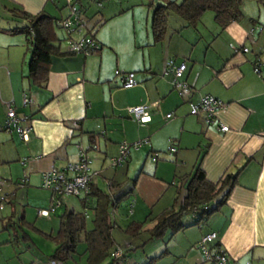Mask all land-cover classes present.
Listing matches in <instances>:
<instances>
[{
  "label": "crops",
  "instance_id": "0c3cea01",
  "mask_svg": "<svg viewBox=\"0 0 264 264\" xmlns=\"http://www.w3.org/2000/svg\"><path fill=\"white\" fill-rule=\"evenodd\" d=\"M57 1L51 4L56 6ZM5 2L10 7L7 9L4 6V9L17 7L34 15L42 10L48 14L46 7L50 1ZM246 2L241 7L243 12ZM254 3L257 10L255 14L251 12L248 16L243 15L241 21L229 24L224 30H221L215 21H212V28L203 25L202 28L209 34L207 38H203L197 25L191 29L199 38L192 40L188 33H185V29L190 27L186 28L185 24L179 21V28H175L173 34H170L165 50L150 49L148 53L150 64L138 70L141 72L140 75L136 77L133 75V79H137V83L141 84L131 88L122 87L123 78L121 76L120 83L117 82V74L111 76L110 73L100 70L96 77H91L88 73V55L78 53L62 57L53 56L49 75L43 86L30 85L29 80L28 83L23 81L24 77L27 78L26 69L23 65L18 69L13 53L8 51L6 58H0V103L3 104L0 105V120L5 117L6 121L7 109L12 104L11 106L16 109L14 111L17 121H22V124H17L22 128L28 127L29 131L26 141L22 139L20 145L13 146L14 152L10 153L13 149L9 147L0 148V157L3 152L9 156L7 161L16 159V162L22 164L23 160L22 174L26 183L40 184L43 172L52 169L62 170L68 163L76 162L80 146L85 151L91 172L95 173L91 181L95 187L92 189H99L117 200L116 206L108 207L109 221L113 225L112 239L113 230L123 233L131 222L146 223L150 220L148 223H155L157 217L170 208L176 197L180 198L182 179L192 174L196 164H199L206 179L211 183L218 182L224 175L234 176L236 183L226 203L217 213L210 216L208 220H212V227L209 231L202 232L201 237L213 233L215 238L211 242L219 243L232 264L264 261V20L256 16L261 8ZM65 10L67 13L66 8ZM61 14L64 15L63 12ZM252 20L256 22L252 23ZM101 22L102 20L97 19L95 24ZM88 33L89 31H86L85 35ZM94 41L102 51L104 45L95 38ZM150 43L147 41L146 47L158 45L153 43V39ZM60 51L66 52L61 46ZM21 59L23 61V56ZM162 63H166L165 75L168 81L173 75L167 71L180 64L179 67H183L180 81H185L182 83L187 85L186 92L189 95L199 93L201 96H211L222 104L209 123H201L200 117H188L187 107L185 112L181 109L183 116H176L179 119L161 128L162 120L159 113L164 114L162 111L149 115L151 119L144 125L138 123L133 115L130 114L136 123L124 115L126 107L140 106L147 101L160 106L158 103L160 96L163 100L167 96H173L172 99L178 104L179 101L185 102L183 88L179 87L182 92H178L179 99L175 97L176 86L172 88L170 83L165 81L161 89L156 81L151 80L156 74L154 70ZM152 64L157 65L152 67ZM126 78L125 75L124 80ZM178 82L179 80L176 81ZM25 93L31 102V107L27 111L22 109L24 105L18 102ZM164 106L165 111H171L169 105L165 103ZM175 107L179 108L180 105ZM222 128H225V131H222ZM7 135L9 133L5 127L0 130L1 140H5L4 137ZM140 140L146 142L139 151L128 153L124 160L127 164L124 173L120 172L121 167L111 169L106 165L110 158H116L118 155V144L123 141L129 143ZM168 143L170 146L172 144L174 151H170ZM91 151L101 155L93 153L88 157ZM167 151L173 152V155L164 156ZM135 156L140 159L136 164L140 162L142 165L134 179L130 181L127 179V169ZM9 179H12L11 176ZM102 184L105 188L100 186ZM130 195L134 196L131 215L127 214L124 217L134 219L121 228L118 222L122 224L127 220L120 214L122 217L115 221L111 213L116 212L121 201L128 203ZM49 197L48 194V201ZM64 201L59 207L61 212L65 208L84 211L80 203L74 205L71 200ZM94 204L95 197H88L86 206L93 207ZM21 215L17 225L20 231L26 232L23 231L19 236L20 240L31 241L28 231L34 232L55 244L54 254L58 244L47 239L45 235H55L59 223L56 222L55 232H43L33 222L30 223L24 214ZM89 215L88 221L92 218V213ZM22 219L33 229L21 224ZM88 221L86 227L90 230L92 225ZM191 221L192 218L186 217L185 222ZM193 241L194 244L197 242ZM81 243L84 244L83 255L86 259V245L81 241L63 263L71 261L77 246ZM187 243L188 246L191 245V241ZM112 246L111 249L120 247L115 244L114 239ZM136 249V246L127 243L122 252L124 257L120 258L119 263L126 261L127 252ZM164 252H166L164 255L170 254L167 249L160 254ZM109 258L102 264H109L111 262Z\"/></svg>",
  "mask_w": 264,
  "mask_h": 264
},
{
  "label": "rangeland",
  "instance_id": "374dc122",
  "mask_svg": "<svg viewBox=\"0 0 264 264\" xmlns=\"http://www.w3.org/2000/svg\"><path fill=\"white\" fill-rule=\"evenodd\" d=\"M5 1L6 0H0V58H6L8 51L12 52L13 57L15 59L14 61L16 65H18L17 68L19 67L18 69H20L21 65H23L27 72V63L31 55V47L27 41L29 37L23 32L15 33L12 31L15 28L25 27L27 25V22H25L24 19L22 20V18L13 17L9 12L11 9L7 10L9 5ZM72 1L74 4V8L78 10L81 8L79 16L83 20V26L81 28L78 27L77 29L72 30L71 34L69 35L70 38L73 41H79L83 38L89 39L91 38V34L95 33V40L104 45L100 57L98 56V54H92L87 56L88 73H90L91 77H96L100 70H102L103 72L110 73L111 76L117 74V82L120 81L122 73H124L126 76H128L129 73H132L135 77L140 75L141 72H139L138 70H142L144 69V67H147L150 64L148 61V53L150 49H154L152 51L165 50L167 48L166 41L169 39L170 34H173V30L175 28H179V21H182L175 15V13L170 12L167 16V30L165 35V41H163L161 44L148 48L146 47V42L148 41L149 44H151L150 42H152L153 39L152 32L150 30L153 9L157 4L161 3L162 1ZM174 1L180 2V0ZM246 3L247 4H245V7L243 9L245 13L242 11L241 8V14L246 16H248L251 12L255 14L257 10H255L254 8L256 5L254 1H247ZM4 6H6L7 9H4ZM64 6L65 0H58L56 6L52 5L51 2H49L47 4L46 11H48V14H50L55 19H59L62 15L61 12H63V14L66 16V10L63 8ZM259 8L261 9L259 10V13L256 14V16L264 20V6H260ZM212 14L213 12L211 11H205L202 14L198 23L197 28L198 30H200L201 35H203V38H207L209 36L206 29L202 27L203 25H205L206 28H212L211 24H213L212 21H214V15ZM97 19L102 20V24H95ZM58 24L60 25L59 21ZM185 30V33H188V37L192 38V40H194L195 38H199V35H197L191 28H187ZM86 31H89V33L85 35ZM55 32V34H57L58 40H60L59 43L62 47V50L67 51L68 35L66 30L57 27L55 28ZM78 54L83 55V53ZM21 56H23V61H21ZM156 65L157 64H152V67ZM179 66L180 64L172 67V71H174V69ZM166 70V63L158 65V69L154 70L156 74L151 80L156 81L159 88L163 86V83L165 81L169 82L172 88L176 86L175 91L177 93H175V97H179L180 99V94L178 92H181V90L179 87H181V84H184L182 82H185L180 81L182 74L179 75L176 80L175 77L172 76L171 79L168 81V77H166L165 75ZM118 72H120V74ZM27 80L28 79L26 77L23 78L24 83H28ZM133 80L135 82L134 84L127 85L125 87L131 88L141 84L137 83V79ZM177 80H179L178 83H176ZM160 90L159 92H161ZM186 91L187 90L183 89V93L181 92L184 96L185 102L179 101V104L175 103V100L172 99L173 96H167L165 100H163L162 96H160L162 98L158 99V103L160 104V106L156 103H149L148 101L146 103H141L140 106H146L148 108L149 115L155 113L157 114L160 111L164 112V114L159 113V118H161L162 120V125H160V128L161 126L166 127V125L171 121L179 119L176 118V116H183L184 114L181 111L183 110L185 112L186 107L188 108L189 112L188 117H200V122L205 123V114L203 112L194 113L193 111V108L200 104L201 100L205 95L201 96V94L195 93L191 96ZM25 95L26 93L22 94L18 102H21L22 105H24L22 106V109L27 111L31 107V102L28 101L27 104H23V97L28 100L27 96ZM190 99L192 100L190 101ZM165 103L166 105H169L172 108L171 111H165ZM173 104L180 105V107H175V105ZM0 105L2 106L3 104L0 103ZM11 105L10 107L13 108V106ZM138 106L139 105L126 107L124 115H127L130 117V119H132L128 112V109ZM13 109L16 110L15 108ZM174 109L175 111H172ZM2 113L4 115V111H2ZM150 119L151 117L149 118V121ZM132 120L134 121V119ZM3 121H5V117L3 120H0V130L5 127L9 135L4 137L5 140L0 139V148L2 149L9 147L13 149L10 152L12 153L14 152L13 146L15 144L20 145L23 142L21 137L18 136V127H20V125L17 124H22V121H17L16 126L12 123H9L8 118H6V121L4 123H2ZM145 142L146 140L132 141L129 143L123 141L120 144H129L128 153H135L139 151L140 147ZM134 145L136 146L134 147ZM169 146L170 143H168V147ZM93 153L95 152L91 151L88 157H91V154ZM172 153L173 152L167 151L164 156H171L173 155ZM95 154H97L98 156L101 155V153ZM118 155L116 157H118ZM4 159L6 161H3ZM8 159L9 156L2 152V155L0 157V264H49L48 256L53 254L55 244L44 240L38 234L30 231H28V233L30 235L29 237H31V241L25 242L23 240H20L19 236L22 235L23 231H26H20L17 222L20 215L24 214L26 219L30 220V223L33 222V224H35V226L41 231L55 232L57 228L56 222H58L57 216L61 212V210H59V207H56L55 213L49 214L48 216H39V210L43 211V209H49L50 201H48L47 197L48 194L50 195V191L42 188L41 183L27 184V181L25 178H23L22 174L24 171V168L22 166L23 160L21 164V162H16V159L15 161H7ZM111 159L112 158L107 161L106 165H108V167L111 169H117L118 167H121L120 169H118L121 173H124V169L127 165L125 164V161L118 165L117 168H114L111 166ZM139 160V157L135 156V158H133V163L130 164L129 169H127V179H130V181L132 178L134 179L139 169L141 168L142 163L139 162L137 163L139 165L136 164V162ZM89 163L91 164V162ZM9 176H11L12 179H9ZM100 186L105 188L103 184ZM179 192L182 196L184 192L183 186L181 187V190H179ZM133 197L134 196L130 195V197L128 198V203L126 201H121V203H119L117 207L116 212H113V214L111 213L115 221L117 219L119 220V218L122 217L120 214H122L123 217L127 214L131 215L130 212L132 209L131 206L133 205ZM60 198L63 202H65L64 200H71L74 202V205L76 203H79L76 198L67 196H62ZM124 219L126 218L124 217ZM131 219L134 218L126 219L127 221L124 220L122 224L121 222H117L118 225L123 228V226H125L129 221H131ZM149 221L150 220L144 223V231L136 237H127L116 229L112 231L115 244L120 246L116 249L119 248L123 252V250L127 246V243L129 242L133 246L137 247L136 250L127 252L126 261L120 262L119 264H146L149 262L150 258L159 255L160 252L165 249H167L170 254L162 256L161 259L158 258V260L153 262L152 264H209L205 260L198 242H200L201 240L202 232L209 231L212 227V220H207L205 222L202 221L199 226L188 228L185 231H180L173 236L167 234L163 238L158 239V241H147L148 233L146 232V230L154 225V223H148ZM193 240H197V242H195L194 244ZM188 241H191V245L189 246L187 243ZM143 243L146 244L142 246ZM83 246L84 244L82 243L77 246L76 253L73 254V258L70 262L60 264H85ZM253 264H264V261L255 260Z\"/></svg>",
  "mask_w": 264,
  "mask_h": 264
},
{
  "label": "trees",
  "instance_id": "16d2710c",
  "mask_svg": "<svg viewBox=\"0 0 264 264\" xmlns=\"http://www.w3.org/2000/svg\"><path fill=\"white\" fill-rule=\"evenodd\" d=\"M47 1L55 3V0ZM245 1H254L259 6H264V0H180V2L174 0H160L161 3L154 7L152 13L150 30L153 36V43L159 44L165 38L167 16L170 12L175 13L185 24L186 28H196L202 14L205 11H211L213 12L212 15H214L216 25L221 30H224L229 24L242 20L243 14H241V7ZM66 7L67 5L65 3L63 8L65 9ZM9 12L13 17L22 18V20L24 19L25 22H27L25 27L15 28L12 31L15 33L23 32L25 35H28L29 38L27 41L31 47V55L27 63V78L31 83L30 85L41 87L48 78L51 58L53 56L62 57L63 55L75 54L67 51L65 52L66 54L62 53L60 51V40H58L57 34H55V28H62L61 20L67 16L68 10L66 16L62 15L59 19H55L43 10L32 15L16 7ZM78 12L80 13L81 9H79ZM254 22L256 21L252 20V23ZM70 34H67V40L71 39L69 36ZM94 38L95 33H92L91 39L95 43L94 45H96ZM100 51V47L96 45L95 48L88 51L87 55H100ZM121 76L123 78V87L126 84L127 78L124 80V73H122ZM182 180V186H184L183 195L180 196V198L176 197L173 204L170 205V208L157 217L153 227L146 230L148 233L147 241H158V239L163 238L167 234L173 236L191 226L200 225L202 221H207L210 216L217 213L224 203H226L236 183L234 176L230 175H224L216 183L209 182L204 172L200 169L199 164L194 166L192 174L183 177ZM92 187L95 186L91 182L88 192L82 193L80 196H72V198L78 200L84 211L78 212L65 208L58 215L57 223H59V228L56 234L53 236L45 235L47 239L58 244L55 253L49 257L48 261L55 260L59 263L65 262L70 257V254L74 252L76 245L81 241L86 245L85 252L87 253V257L85 260L87 264H102L109 257H112L116 249H111L113 247V239L111 236L113 225L111 221H109L108 207L116 206L117 200L112 198L108 193H103L99 189H92ZM91 196L95 197V204L93 207H89V205L86 206L88 197ZM53 197V193H50V201ZM60 197L62 196H55V198L60 200L62 205V199ZM89 213H92V218L88 221L87 219L90 217ZM88 215L89 217L87 218ZM186 217L192 218V221L189 223L185 222ZM21 221V224L33 229L24 219ZM86 221L90 222L92 225L90 230L86 227ZM144 223L145 222H131L127 228L124 229L123 233L127 236H138L144 231ZM208 247L212 256L216 254H225L220 248L219 243L211 242L208 244ZM164 254H166V252L150 258L149 262L146 264H152ZM122 257H124V254H121L118 258H110L111 262L109 264H119V260L120 258L122 259Z\"/></svg>",
  "mask_w": 264,
  "mask_h": 264
},
{
  "label": "built area",
  "instance_id": "2783aa9c",
  "mask_svg": "<svg viewBox=\"0 0 264 264\" xmlns=\"http://www.w3.org/2000/svg\"><path fill=\"white\" fill-rule=\"evenodd\" d=\"M67 5L68 14L67 16L61 20V26L66 30L67 34H70L73 29L81 28L83 26V20L79 16V12L76 8H74V4L72 0H65ZM89 39H81L79 41H73L72 39L68 40V49L67 52L70 53H83L87 55L88 51L92 48H95L96 45ZM183 71V67H177L174 71H167V73H171L175 78L181 75ZM133 75L129 74L126 80L127 85L134 84ZM181 88L187 90V85L181 84ZM28 100L24 97L23 104H27ZM222 106L219 101L211 96H204L198 106L193 108L194 113L203 112L205 115V122L209 123L213 114L217 109ZM129 114L133 115L134 119L144 125L149 121V113L148 108L146 106H138L134 108L128 109ZM15 112L12 107H8L7 109V118L9 123H12L16 126L17 119L15 118ZM29 128L18 127V132L23 140H27ZM222 131H225V128H222ZM136 145H134L135 147ZM129 144H119V155L116 158L111 159V166L116 167L120 165L127 156ZM174 147L170 146V151H174ZM85 151L78 146V160L74 163H68L65 168L62 170L52 169L47 172H43L41 187L53 193L54 197L50 201L49 209H43L38 211L39 216H48L55 212L56 207L61 205V202L55 196H80L82 193H86L89 190L90 183L92 181V176L95 173H92L89 165L88 159H86ZM24 164V161H23ZM215 235L213 233L206 234L202 236L199 243V247L201 252L205 258V260L209 264H232L231 260L227 257L226 254L221 255H213L209 251L208 244L213 241ZM122 254L120 249L114 250L112 257L118 258ZM49 264H60L58 261L50 260Z\"/></svg>",
  "mask_w": 264,
  "mask_h": 264
}]
</instances>
